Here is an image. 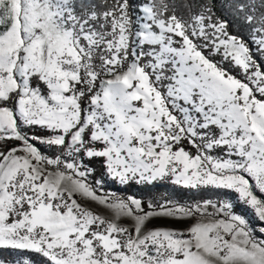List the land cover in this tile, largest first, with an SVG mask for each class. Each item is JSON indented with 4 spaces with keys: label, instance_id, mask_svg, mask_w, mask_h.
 Listing matches in <instances>:
<instances>
[{
    "label": "snow or ice",
    "instance_id": "obj_1",
    "mask_svg": "<svg viewBox=\"0 0 264 264\" xmlns=\"http://www.w3.org/2000/svg\"><path fill=\"white\" fill-rule=\"evenodd\" d=\"M223 7L0 0V264H264V0ZM158 182L214 198L112 188Z\"/></svg>",
    "mask_w": 264,
    "mask_h": 264
},
{
    "label": "trees",
    "instance_id": "obj_2",
    "mask_svg": "<svg viewBox=\"0 0 264 264\" xmlns=\"http://www.w3.org/2000/svg\"><path fill=\"white\" fill-rule=\"evenodd\" d=\"M228 2V0H217V14L221 16L228 17V11L226 8L223 7ZM237 34L244 35L246 29L239 25V22H237V27L233 29ZM114 189L118 191H124L127 193H136L143 198L147 199L150 196L155 195L156 193H160L163 191H166L168 189H172L174 193L180 197H189V198H203V197H208V196H214L212 192H206V191H201L197 192L194 190H188L184 188H180L178 186L172 185L168 182H158L155 183L151 186H143V185H133L130 188H127L124 190V186L120 185H114L112 186Z\"/></svg>",
    "mask_w": 264,
    "mask_h": 264
},
{
    "label": "rangeland",
    "instance_id": "obj_3",
    "mask_svg": "<svg viewBox=\"0 0 264 264\" xmlns=\"http://www.w3.org/2000/svg\"><path fill=\"white\" fill-rule=\"evenodd\" d=\"M113 190H115L117 192H120L122 195H133V193H127V192H124V191H118V190H116L114 188H113ZM134 195H137L138 197H142V196H140V195H138L136 193H134ZM153 198H156V199H160V198L174 199V200L180 201L181 203L191 202V201H194V200L201 199V198H196L195 199V198H189V197H180V196L176 195L172 189H168L166 191H163V192H160V193H156L155 195L150 196L148 198V200H151ZM203 198H214V196H208V197H203ZM230 198L233 199V201L237 204V211L238 212H241L242 214L246 215L248 218H252V210L247 208V207H245L244 205L240 204L239 202L235 201V194H231ZM154 224H156V225H167V224H169V221H167V220H156V221H154ZM175 226L183 227L184 225L177 224ZM34 259L37 261V264H40V260H41L40 257L37 256V257H34Z\"/></svg>",
    "mask_w": 264,
    "mask_h": 264
}]
</instances>
